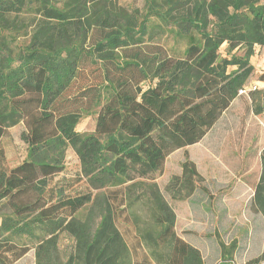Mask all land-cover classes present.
<instances>
[{"label": "trees", "instance_id": "trees-1", "mask_svg": "<svg viewBox=\"0 0 264 264\" xmlns=\"http://www.w3.org/2000/svg\"><path fill=\"white\" fill-rule=\"evenodd\" d=\"M167 36L184 48L163 47ZM257 47L264 0H147L143 12L118 0H0V140L23 122L28 145L22 162L0 167V264L31 248L36 264H132L131 224L158 264H203L200 250L176 235V214L154 176L232 106ZM240 96L264 114V88ZM92 113L95 130L78 131ZM69 148L80 170L75 180H56ZM260 163L247 184L251 209L264 218V148ZM199 176L186 160L167 189L189 198L206 189ZM61 234L72 239L65 258ZM26 237L33 247L19 242ZM219 242L222 258L232 259L237 241ZM262 261L264 252L244 264Z\"/></svg>", "mask_w": 264, "mask_h": 264}, {"label": "rangeland", "instance_id": "rangeland-1", "mask_svg": "<svg viewBox=\"0 0 264 264\" xmlns=\"http://www.w3.org/2000/svg\"><path fill=\"white\" fill-rule=\"evenodd\" d=\"M118 2L129 9L145 10L147 0H118ZM160 44L170 50L177 48L182 50L183 43H176L172 37H163ZM149 46V45H148ZM150 47H152L150 45ZM226 44H223L221 52L225 54ZM147 49V48H146ZM151 49V48H150ZM164 49V48H162ZM241 55V51H237ZM254 66V72L250 77L248 88H264V81L260 80V75L264 72V48L257 47L256 53L250 59ZM149 82L146 83L148 85ZM239 95H245L239 94ZM96 115L89 114L82 118L77 129L80 132H93L95 130ZM25 131V125L20 122L10 127L7 133L0 140V167H13L22 162L27 155V143L22 138ZM196 146H186L170 153L166 158L164 170L154 176V180L159 185L166 200L172 206L181 228H195L202 230L201 222H191L189 214V200L185 195L186 191L181 192V196L174 195L172 191L167 189L170 181L176 175H181L183 171V163L186 160L192 161L197 171L199 179H196L199 185L209 184L216 189L223 190L222 198L225 203L232 206L231 212L235 217H243L244 203L251 196L252 189L247 184L248 181H254L261 169L260 153L264 148V114L255 115L248 108V101L241 96L218 120L214 127L207 133L203 141L198 142ZM66 169L56 176V180L67 176L76 179L77 172L80 170V161L76 153L69 148L66 156ZM82 184L76 185L81 187ZM237 190H245L241 197V202H234ZM217 193V192H216ZM223 198V199H224ZM218 203V202H217ZM219 204L215 209L212 208L211 222L216 221V214L220 211ZM220 206V205H219ZM249 205L245 208L246 215L252 216ZM140 209V215H145ZM184 219V221H183ZM237 219V218H235ZM238 220V219H237ZM250 220L252 221L251 217ZM123 220L120 218L119 222ZM253 232L263 225V219L256 217L253 220ZM252 225L249 224V229ZM125 229L124 234L129 237ZM250 232V230H249ZM256 232V233H257ZM23 244L27 242L30 247L33 243L29 238L19 239ZM262 242V239H261ZM72 245V239L66 234H61L60 246L62 255L65 258L68 249ZM134 247V244H132ZM14 264H36L35 249L31 248L22 258Z\"/></svg>", "mask_w": 264, "mask_h": 264}, {"label": "crops", "instance_id": "crops-1", "mask_svg": "<svg viewBox=\"0 0 264 264\" xmlns=\"http://www.w3.org/2000/svg\"><path fill=\"white\" fill-rule=\"evenodd\" d=\"M239 95L233 102V104L240 98ZM232 104V105H233ZM199 143L193 144L196 146ZM192 146V145H191ZM206 189L197 188L196 191L188 198L189 200V214L191 216V222H201L203 224L202 230L199 231L195 228H181L180 223L176 217L175 232L176 235L191 244L195 248L200 250L202 255L203 264H244L251 258L258 257L264 252V218L259 213H254L252 210V216H247L245 208L249 205L251 209V196L244 203V216L235 217L232 212V206L225 203V198H222L223 190L216 189L213 185L202 184ZM217 192V193H216ZM245 190H237L236 199L234 202H241V193ZM218 202V203H217ZM220 207V211L216 214V221L211 222L212 208L215 209L216 205ZM250 217L252 221L250 220ZM256 217L263 219V225L258 229V232H253V220ZM237 218V219H235ZM184 221V219H183ZM249 224L252 227L249 229ZM126 229L129 237L125 235L127 244L129 246L132 264H158L149 254V250L144 242L137 237L136 228L134 225L128 226ZM250 230V232H249ZM220 239L226 244L232 241H237V248L234 251L232 259H223L220 246ZM262 239V242H261ZM134 244V247L133 245Z\"/></svg>", "mask_w": 264, "mask_h": 264}, {"label": "built area", "instance_id": "built-area-1", "mask_svg": "<svg viewBox=\"0 0 264 264\" xmlns=\"http://www.w3.org/2000/svg\"><path fill=\"white\" fill-rule=\"evenodd\" d=\"M254 88H255V87H254ZM249 89H251V88H248V86H246V88H245L244 90H240V91H239V94L247 93V91H248ZM257 264H264V262L262 261V262H259V263H257Z\"/></svg>", "mask_w": 264, "mask_h": 264}]
</instances>
